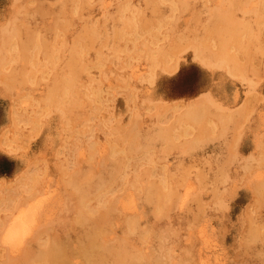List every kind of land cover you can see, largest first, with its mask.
I'll return each instance as SVG.
<instances>
[{
  "label": "rangeland",
  "instance_id": "374dc122",
  "mask_svg": "<svg viewBox=\"0 0 264 264\" xmlns=\"http://www.w3.org/2000/svg\"><path fill=\"white\" fill-rule=\"evenodd\" d=\"M86 1L88 3L87 7L84 8L81 7L76 12L72 13L69 12L68 10H62L63 0H0V35H1L0 41H3L4 43V45L3 43L2 44L0 43V50H1L0 52V261H1L0 264H7V263L8 264H46V263L48 264L47 262L49 260L48 256H50L49 251L51 250L52 246L55 245L56 243L62 245H70L73 248H77V246L81 241V237L83 233L86 231L84 225L85 223L83 224L78 223V219H77L78 206L80 204H83V202L85 201L88 203L89 206L91 207L94 206L93 208H95V206L97 205L95 209H97L100 206L101 193L99 192H101L100 185H101L102 177L103 179L107 180L109 185V194L107 195L109 199L112 200L118 199V202H120L121 204L122 201H124L123 205H121L120 203L117 204V208L119 209L118 206H120L122 210V211H118L119 213L121 212L120 213L121 217H125V214L128 211L129 213L127 212L128 215L126 214L127 216L125 218L131 216L130 218L134 219L137 223L136 229L133 232H131L130 235L128 236V238L131 239H129L125 244V250L129 248L128 249L129 251L127 250L126 254L124 255L125 261L122 264H176V263L177 264H264V259H263L264 258L263 257L264 256L263 253L264 252V210H263L264 209V193H263L264 174L262 176V171H264V164H263L264 161L263 160L264 159V150H263L264 149V127H263L264 126V73H263L264 72V0H251V1L227 0L228 2L230 1L229 4L224 0L223 1L222 0L219 1L218 0H175V2L174 0H143L144 2L142 0H116V1L107 0L110 4H108L107 1L105 2V0H86ZM180 2H181V6H180ZM213 3L215 7L213 6ZM184 4L187 5L182 6ZM222 4L223 6H221ZM108 5H110V7ZM217 5L220 6L216 7ZM246 5H248L249 9H246L247 8ZM254 5L256 6L254 7ZM192 7H194V9ZM224 7L227 8L226 9L227 12L226 10L225 12H223V10L225 9ZM250 8L254 10L252 11V13ZM133 10L136 13H134ZM247 10L250 11V12L248 11L249 14L247 13ZM192 11H194L193 12L194 16L192 15ZM109 12H111L112 14ZM127 13L129 14V16H127ZM226 13H228L229 15L230 13H234V15L231 16L233 17L234 20L238 22L251 23L253 25V32H254L253 38H251L249 41L250 46L254 45L253 51L252 53H250L251 51L250 52L248 51L246 54L240 51L237 52L235 50V53L238 56L237 58L238 60H236L237 62L234 60H221L219 58L216 51H217V47L219 48L220 43L218 42L217 37L209 32L211 27L213 28L214 25L216 24L215 21L217 20L219 15ZM246 13L248 16L246 15ZM104 14H108V15L110 14V16L108 17V15H104ZM179 14L180 17L183 16V19L182 17L180 19ZM205 14H206V18L204 17ZM191 15L193 16L192 18ZM139 16H142L143 18H145L146 20H150L151 22L153 21V24L155 25V30L152 33L149 31L148 32L134 31L132 27L130 28L132 29L133 32L129 31V26H128L129 21H131L132 23L138 22ZM187 16H190L191 18L190 19L191 23L189 20V25L186 24L187 21L186 22L184 21L185 19H187L186 18ZM197 17L199 18L201 17L200 18L201 20L198 19ZM62 19L63 21H60ZM252 19H254V21ZM21 20L24 21L25 23L22 22ZM35 20L36 23L34 24ZM77 20L80 21L77 22ZM203 20L204 22H202ZM79 22L82 23L81 26ZM76 23H78L79 25ZM121 24L122 25L126 24L125 26L127 28H125V30L128 29L126 30L127 33H125L126 31L123 30L125 26L121 28L122 26ZM185 24L188 27H186ZM103 25H105L104 28ZM39 26H41V28ZM70 26L74 28L72 29ZM9 27L12 30H10ZM75 27L76 30H74ZM98 27L101 28V30ZM115 27H117V29ZM89 28L97 29L96 33H94L95 34L94 38L95 39L97 38L96 40L94 39L93 41H91L90 38L92 37V33L89 32L90 31ZM102 28L104 30L103 32H102ZM184 28L188 29V31ZM71 29L73 31H71ZM116 30L121 31L119 37L115 35ZM172 33H174V35H172ZM175 33L177 34L179 33L178 38H177V34ZM33 34L35 37L33 36ZM151 34H153V37ZM121 35L124 36L122 37ZM146 35H148L147 39L145 38ZM73 36L76 37L73 38ZM99 36H101V38ZM175 36L177 40L174 39ZM149 37L151 38V40ZM102 39L103 42L101 41ZM172 39H174L175 41H172ZM26 40L28 41V43ZM71 40L72 42L70 44ZM118 40L120 43L118 42ZM210 40L213 43L210 42ZM59 41L60 43L58 44ZM132 41L134 43H132ZM90 42L93 44H91ZM170 42L171 43L175 42L174 44H172L174 46H169ZM83 43L85 47L82 46ZM117 44H119V46ZM188 44L189 46H187ZM192 44H194L195 47L192 46ZM121 46L122 47L124 46L123 49ZM199 46L206 47L205 49L203 48L202 51L200 49L202 56L198 51ZM20 47L21 50L19 49ZM131 47L133 51L132 49H130ZM138 47L140 50L138 49ZM97 48H99V52ZM183 49H186L187 52L186 50ZM95 51L97 53H95ZM231 52L233 53L234 50ZM23 53L26 56H24ZM49 53H51V55H49ZM65 53L69 55L68 58ZM102 53H105L104 56H106L107 54L106 56L108 59L107 61L105 59L106 57L104 58ZM115 53L116 55H114ZM74 54H76L77 61L74 60L75 66L74 68H72L70 62H72L73 59L72 56ZM44 55L46 57H44ZM151 55L153 56L152 58ZM245 55H246V59H245ZM130 56L132 57L130 58ZM109 57L110 60L113 57L112 62L110 61L111 63H109ZM195 57L199 59L196 58L197 59L196 61ZM132 58L134 61L132 60ZM198 61H200L201 63ZM220 61L222 62V64ZM61 62H63V64H61ZM171 62L172 65L170 64ZM50 63L51 66H49ZM120 63L124 64V66H122ZM156 63L159 64V66L157 65L158 67L156 66ZM27 64L28 65L31 64V65L28 66ZM109 64L110 66L108 67ZM228 64L229 67H227ZM129 65H132L130 66L132 68H130ZM161 65L164 69L162 70L165 71L166 73L161 71L162 73L160 72L159 74V71L162 68ZM218 65L220 67H218ZM252 65L253 68L255 69H252ZM148 66H149L148 71H146V68ZM212 66H214V68ZM133 67L135 69H133ZM243 67H245V69ZM66 68L68 69V71ZM76 68H78L79 70ZM174 69H176L177 71L175 70L176 71L175 72ZM220 69L223 70L221 71ZM61 70H64L63 71L64 74H62ZM105 70L107 72L106 73L107 75L105 74ZM134 70H138V71H134ZM114 71L116 73H119V75L116 74ZM84 72H86L87 75ZM93 73L95 75H93ZM137 73H139L138 75L142 74V77L138 76L140 80H138ZM228 73L234 75H232V77L230 75L229 77ZM70 74L72 75V77ZM103 74H105L104 79L102 78ZM147 74L148 75L150 74L149 76L150 78L147 76ZM114 75L116 78L114 77ZM117 76L120 77L119 78L120 82L118 81ZM132 76L133 77L135 76L134 79ZM241 76L245 80H243ZM65 77L67 78L68 81L66 80ZM108 77H110V79ZM123 77H125V79ZM157 77L160 78L158 79ZM91 78L93 81L96 82L97 85L95 83H93L94 85L91 84L92 83V80H90ZM141 78H143L145 82H141L142 81ZM39 80L41 82H39ZM104 80L107 82H105ZM124 80H125V84H122L124 83ZM84 81L86 83H84ZM259 81H261L260 84ZM247 82H249V84ZM56 83H58V85ZM65 83H67V85ZM110 83L111 84L113 83L112 86L115 87L111 88ZM118 83L119 86H117ZM108 84L109 86H107ZM120 84H122L123 86ZM149 84H151V86H149ZM130 86L134 88L132 89ZM249 87L251 88V91ZM254 87L256 88V90ZM138 88L140 89L138 90ZM69 89L70 91L72 90L73 93L77 92L78 94L77 93L73 94L72 91L70 93ZM96 89L98 90L97 93L95 92L97 91ZM99 89H101V91ZM103 89L106 91L105 94ZM51 90H52V95L50 92ZM144 90L145 92H143ZM211 91L214 95L211 93ZM110 92L112 94H109ZM117 92L120 94L118 95ZM139 92L142 94H140ZM48 93H50V95H48ZM113 94L114 95L116 94L117 96H114ZM121 94L122 96H120ZM128 94L130 95L129 97ZM147 94L148 96L150 95V97L151 96L153 97L154 95L155 96L153 97L152 100L151 98L146 99ZM102 96H104L105 98ZM213 96H217V97H213ZM221 96H223L222 100H221ZM38 98L40 99V101ZM57 98L60 100H58ZM84 99L87 100V102L88 101L89 102L87 103ZM103 99L105 101H103ZM141 99H145L146 101L145 100L141 101ZM109 100H111L110 103ZM232 100H234V104H232L233 102ZM190 101L191 104L188 103ZM144 102L147 103L146 106ZM167 102L169 104H167ZM230 102L231 104H229ZM227 103L230 106H228ZM81 104L82 107L84 106L83 107L84 110L82 107H80ZM127 104L128 106H126ZM222 104L224 105V107L222 106ZM136 105L139 106L137 107ZM29 106L30 108H28ZM162 106H164V108H162ZM220 106H222L223 108L222 107L220 108ZM126 107L128 108L129 112L127 111ZM159 107L160 110L155 111V109H159ZM60 108H62V110H60ZM109 108L112 109L109 110ZM161 108L163 110V113ZM197 108L198 111H200L201 117L196 116L199 114ZM64 110L66 112H64ZM85 110L87 115L86 113H84ZM189 110L190 112H187ZM102 111L104 112V115H102L103 114ZM69 112L71 114H69ZM191 112L193 115L191 114ZM52 113H56V114H52ZM139 113L142 116H140ZM260 114L261 115L263 114V116L260 117ZM26 115H28V117ZM84 115L85 117L87 116V119L84 117ZM105 115L106 116L108 115L109 120ZM186 116L187 117L189 116L188 119ZM248 116H249V120H248ZM11 117H12V121H11ZM95 117L97 120L99 119L100 120L97 121ZM102 118L103 119L106 118V119L103 120ZM192 118L193 120H191ZM197 118H199L198 121ZM108 121L111 124H108ZM183 121L185 122V125ZM192 121L194 122L192 123ZM246 121L248 124L246 123ZM249 121L251 122V124ZM99 122L100 123L102 122V126H100ZM117 122L118 124H116ZM220 124H223V126ZM213 129L214 131L212 132ZM258 129L259 131H257ZM218 131L221 132L218 133ZM239 132L241 134H239ZM85 133L86 134L88 133V135H86ZM224 133L226 135H224ZM129 134L130 136H128ZM221 134L223 136H221ZM113 136L115 138H113ZM198 136H200L201 138L199 139ZM234 137L236 140L234 139ZM110 138L114 141H112ZM254 138L257 139L255 141L257 142L256 148L258 149H254L255 142H252ZM237 140H240V142ZM260 140L262 141L260 142ZM105 142H107L108 144H106ZM120 142L123 144H121ZM101 143L105 144V146L108 145V147L105 148L106 150L103 148L105 146ZM100 144L101 146L102 145L103 146L101 147ZM129 144H135L136 147L134 150L135 158H133L132 156L130 157L134 161L129 162L127 166L123 168V175H116L115 169L113 168L115 160L112 159L114 158L115 155L113 154L112 150L115 149V146L118 147L120 145L119 149H122L124 148V146H128ZM71 145H73L74 147ZM98 146L100 149L98 148ZM150 146L152 147L147 148ZM107 148L109 149V151ZM101 149L107 151V154L104 153L105 151ZM252 149H254L253 153L255 156L253 155V153H251ZM85 150L88 151L86 152ZM71 151L73 152L71 153ZM136 151L138 152V154ZM102 152L108 156L109 160ZM237 153L239 155H237ZM258 153H261L262 155ZM235 154L238 156V158H234L236 157ZM260 155L262 156L261 158H259ZM82 156L85 158L84 160L82 159ZM103 156L106 158H104ZM247 156L248 158H246ZM96 157L97 158L102 157V158H100L99 160V158L97 159ZM156 157L158 158L157 160L160 159V161H154ZM77 161L79 162L81 161V163ZM99 161L100 164L98 163ZM253 161L254 163H251ZM56 162L58 163V165ZM90 162L92 164H90ZM162 166H165L164 170ZM97 168L98 169L101 168V169L98 170ZM70 169L72 170L73 173L71 172ZM96 170H98L99 172ZM223 170L225 171L223 172ZM255 171L258 173H256ZM233 172L234 173L237 172L238 174L237 173L234 174ZM259 172L261 173L259 174ZM256 174L258 175V177L261 176L260 177L261 179L259 178L257 180L256 179L257 176L255 177ZM227 175L229 176L227 177ZM70 176L71 177L73 176V178H71ZM92 177L94 179H92ZM141 177H142V181L140 179ZM253 177L256 180H253ZM128 178L130 179V181L128 180ZM134 179L139 181L136 182ZM199 179L201 183L199 182ZM76 180L77 181L80 180L83 183L80 181L76 182ZM131 181L133 182L135 181L136 186L140 187V189L138 188L140 191L139 192L134 191L133 195H130L132 194V192L129 194L128 190L125 189L126 186H128V182ZM223 181L226 185L222 183ZM62 182L63 185L65 184V186L61 184ZM148 183L149 184L152 183L153 187L161 186L165 191L166 196H168L167 199L166 200L164 199L163 201H159V197H158L159 194H156V191L152 190L151 192L152 198L147 200L146 194L148 191L147 189L149 187ZM250 183L252 185V188L254 187L253 189H248ZM83 184H85L86 186ZM172 185H174V187H172ZM221 185L224 186L222 187ZM91 186L95 190H91L92 189ZM212 187L215 188L213 189ZM232 188L234 189L236 188V189L232 190ZM123 190L124 192H122ZM24 191L25 192L27 191L28 194H26ZM84 191L87 194H85ZM135 192L137 194H135ZM95 194L97 196H95ZM186 194L189 195L186 197ZM47 195L50 197V199L48 198ZM125 195H126V199L127 197L128 198L132 197V199H134L132 202L133 204L130 202L131 198L129 200L127 199L128 202L126 200L127 203L125 202L124 200ZM20 196L22 199L20 198ZM92 196H95V198ZM133 197H135L136 199ZM183 197L187 199H184ZM41 198H44V202L45 201L47 202V206L45 204L46 202L44 203L43 200H40ZM37 199L39 200V202L42 203H39L38 205ZM76 200H78L79 202ZM56 203L58 205L61 204L59 205L60 207H57ZM125 203L126 204L131 203L132 205L128 204V206L130 205L129 207L131 206L132 207L131 208H128V206L125 207L124 206L126 205ZM41 204L42 206L40 207ZM133 206L136 208H134ZM160 206L162 207V209ZM124 208L126 210H124ZM51 209H56V210L55 212L50 213ZM135 209L136 212L134 211ZM38 210L40 211V213ZM152 210L155 214L152 212ZM27 211H30L28 215L31 214L30 216L32 218L37 216V219L36 218L32 219L30 217L32 221L29 220L28 223L27 219H29L28 218L29 216L26 215ZM139 211L142 212H140L139 214ZM32 212L34 213L36 212V213L34 214ZM57 212H59L58 215ZM130 212L131 213L134 212V213L130 214ZM135 213L137 215L134 216ZM179 214L183 216V217L180 216V218L183 219L179 218ZM25 216L28 217L25 218ZM142 216L143 217L146 216V217L139 219ZM17 218H19L17 220V223L18 221L20 223L21 219L23 218L22 221H24V226L22 227V222H21L22 229L21 230L19 229L20 231H16V237L13 236V234L12 235L9 234L10 237L12 236V238L8 237V239L10 238L9 239L10 242L7 240L5 241V237L9 236L6 234L7 232L13 233V231H15L13 230L14 229L13 227L15 226H16L15 229L20 228L19 223L18 225L12 223ZM174 219H176L177 221H174ZM144 221L146 222L144 223ZM117 222L114 224V226H112V229H114V227L117 228L119 226L117 229L113 230V233L115 234H109V235H113V237L117 235L118 238H116L117 236H115L114 238L110 236L106 238L107 239L106 242H108L111 245L115 244V242L117 241H121L127 235V229H128L127 224L122 220L118 223ZM174 222H176L177 225L174 224ZM121 223L123 225L125 223L126 226L125 225H124L125 227L120 226ZM139 223L142 226H140ZM146 224H148L147 225L148 227L146 226ZM9 225H10V229L8 227ZM156 225L159 227H157ZM184 227L187 230L186 229L183 230ZM161 228H163L164 230H162ZM155 230H159V232ZM160 230H162V232H160ZM182 230L184 231V233ZM64 231L65 232L67 231L65 235L63 234ZM53 232L54 234H52ZM4 234H6V236ZM21 234L23 235L21 236ZM112 238L113 239L116 238L115 239L116 241L114 242ZM11 239L13 241H11ZM109 239H112V241ZM47 242H49L50 244ZM148 242L150 243V245L148 244ZM178 243L179 245H181L180 247ZM46 247H48L49 249ZM10 248H12V251H14V253H12ZM23 251L24 253H22ZM177 251H179V253ZM5 252L6 253L8 252V254H6ZM134 253L135 254L137 253L136 259H140V262L139 261L135 262L133 255ZM10 255H12V259L10 258L11 257ZM13 256L15 257V259ZM32 256L33 258H30ZM38 256L41 258H38ZM176 257L177 259H175ZM193 257L194 259H192ZM189 260L190 262H187ZM73 261L75 262V264H84L83 259L81 258L79 253L76 252V250L74 253ZM174 261L176 263H174ZM108 262H111V260H108Z\"/></svg>",
  "mask_w": 264,
  "mask_h": 264
},
{
  "label": "bare ground",
  "instance_id": "6f19581e",
  "mask_svg": "<svg viewBox=\"0 0 264 264\" xmlns=\"http://www.w3.org/2000/svg\"><path fill=\"white\" fill-rule=\"evenodd\" d=\"M107 0H105V2H106ZM116 1V0H115ZM143 1V0H142ZM141 1V2H142ZM219 1V0H218ZM223 1V0H222ZM224 1H226V2H228L227 0H224ZM240 1V0H239ZM251 1V0H250ZM250 1H249V3H250ZM96 2V1H95ZM98 2V1H97ZM108 2V1H107ZM144 2V1H143ZM168 2V1H167ZM174 2H175V0H174ZM202 2V1H201ZM226 2H225V5H226ZM230 2V1H229ZM229 2H228V4H229ZM101 3V2H100ZM114 3V2H113ZM136 3V2H135ZM156 3V2H155ZM253 3V2H252ZM54 4V3H53ZM62 4H63V7H62V10H68L69 12H72V13H74V12H76L79 8H81V7H87V1L86 0H63V2H62ZM102 4V3H101ZM100 4V5H101ZM105 4V3H104ZM108 4H110L109 2H108ZM145 4V3H144ZM144 4H143V6H144ZM168 4V3H167ZM176 4V3H175ZM183 4V3H182ZM198 4H199V1H198ZM241 4H244V3H241ZM165 5V4H164ZM169 5V4H168ZM185 5H187V4H184V5H182V6H185ZM105 6V5H104ZM109 7H110V5H108ZM121 6V5H120ZM180 6H181V2H180ZM179 6V7H180ZM193 6V5H192ZM213 6H214V3H213ZM218 6H220V5H217L216 7H218ZM221 6H223V4L221 5ZM243 6V5H242ZM247 6V8L246 9H249L248 8V5H246ZM256 5H254V7H255ZM108 7V8H109ZM126 7V6H125ZM179 7H178V9H179ZM195 7V6H194ZM194 7H192L193 9H194ZM215 7V6H214ZM227 7H228V5H227ZM251 7V6H250ZM99 8H100V6H99ZM117 8V7H116ZM144 8H145V6H144ZM176 8V7H175ZM181 8V7H180ZM183 8V7H182ZM184 8H186V7H184ZM197 8H198V6H197ZM196 8V9H197ZM225 8V7H224ZM119 9V8H118ZM121 9V8H120ZM123 9V8H122ZM127 9V8H126ZM131 9V8H130ZM129 9V10H130ZM154 9V8H153ZM170 9V8H169ZM221 9H223V8H221ZM227 8H225L224 10H223V12H225V10H226ZM229 9H230V6H229ZM245 9V8H244ZM245 9V10H246ZM251 9V13H252V11H254V10H252V8H250ZM254 9V8H253ZM257 9V8H256ZM25 10V9H24ZM23 10V11H24ZM100 10V9H99ZM98 10V11H99ZM105 10H106V8H105ZM135 10V9H134ZM134 10H133V12H134ZM181 10V9H180ZM208 10V9H207ZM16 11V10H15ZM101 11V10H100ZM136 11H138V10H136ZM149 11V10H148ZM189 11V10H188ZM191 11V10H190ZM213 11V10H212ZM248 11L249 10H247V13H248ZM131 12H132V10H131ZM171 12V11H170ZM178 12V11H177ZM194 11H192V15L194 16V13H193ZM214 12V11H213ZM226 12H227V10H226ZM246 12V11H245ZM250 12V11H249ZM256 12V11H255ZM33 13H34V11H33ZM99 13V12H98ZM102 13V12H101ZM104 13V12H103ZM106 13V12H105ZM109 13H111V12H109ZM118 13V12H117ZM130 13V12H129ZM134 13H136V12H134ZM140 13V12H139ZM149 13V12H148ZM181 13V12H180ZM218 13V12H217ZM247 13H246V15H247ZM16 14V13H15ZM38 14V13H37ZM112 14V13H111ZM185 14V13H184ZM244 14V13H243ZM249 14V13H248ZM35 15V14H34ZM73 15V14H72ZM84 15H85V12H84ZM104 15H108V14H104ZM138 15V14H137ZM189 15H190V13H189ZM191 15V18L193 17ZM197 15V14H196ZM234 15V13H230V15L228 14V13H226V14H220L219 15V17L217 18V20L215 21V25H214V27L212 28L211 27V29H210V33L211 34H213V35H215L216 37H217V39H218V42L220 43L219 44V48L217 47V54H218V56H219V58L221 59V60H234V61H236V60H238L237 58H238V56H237V54L235 53V50L237 51V52H242V53H246L247 54V52L249 51H251L250 53H252V51H253V46L254 45H252V46H250L249 44H250V39L251 38H253V25L251 24V23H243V22H238V21H236V20H234L233 19V17L232 16ZM251 15V14H250ZM74 16V15H73ZM99 16H101V15H99ZM110 16V14L108 15V17ZM125 16H126V14H125ZM127 16H129V14L127 13ZM169 16H170V14H169ZM204 16V15H203ZM248 16V15H247ZM23 17V16H22ZM103 17V16H102ZM107 17V18H108ZM130 17H131V15H130ZM179 17H180V14H179ZM182 17V19H183V16H181ZM181 17H180V19H181ZM205 18H206V14H205V16H204ZM242 17V16H241ZM244 17V16H243ZM249 17H251V16H249ZM31 18V17H30ZM40 18V17H39ZM75 18V17H74ZM76 18H78V17H76ZM113 18V17H112ZM163 18V17H162ZM167 18H168V16H167ZM172 18V17H171ZM187 19H185L184 21L186 22V24L187 25H189V20L191 19L190 18V16H187L186 17ZM198 19H200L199 17H197ZM208 18V17H207ZM240 18V17H239ZM15 19V18H14ZM32 19V18H31ZM51 19V18H50ZM134 19V18H133ZM169 19H170V17H169ZM209 19V18H208ZM213 19V18H212ZM250 19V18H249ZM16 20H17V18H16ZM110 20H111V18H110ZM172 20V19H171ZM201 20V19H200ZM248 20V19H247ZM253 21H254V19H252ZM15 21V20H14ZM22 21V20H21ZM60 21H63V19L62 20H60ZM67 21V20H66ZM78 21H80V20H77V22ZM108 21H109V19H108ZM167 21H169V20H167ZM20 22V21H19ZM22 22H24V21H22ZM68 22V21H67ZM101 22H102V20H101ZM179 22H181V21H179ZM202 22H204V20L202 21ZM207 22V21H206ZM259 22V21H258ZM25 23V22H24ZM36 23V20H35V22H34V24ZM40 23H42V22H40ZM106 23V22H105ZM113 23V22H112ZM126 23V22H125ZM156 23V22H155ZM190 23H191V20H190ZM208 23V22H207ZM22 24V23H21ZM74 24V23H73ZM76 24H78V23H76ZM79 24H80V26H81V22H79ZM78 24V25H79ZM101 24H103V23H101ZM185 24V26L186 27H188L187 25ZM199 24H200V22H199ZM205 24V23H204ZM7 25V24H6ZM19 25V24H18ZM42 25V24H41ZM47 25H48V23H47ZM112 25V24H111ZM122 25V24H121ZM126 25V24H125ZM125 25H122L121 26V28H123V26H125ZM177 25V24H176ZM259 25V24H258ZM77 26V25H76ZM90 26V25H89ZM95 26V25H94ZM99 26V25H98ZM104 26L105 25H103V28H104ZM113 26H115V25H113ZM128 26H129V31H132V29L130 28V27H132L133 28V30L134 31H146V32H153L154 30H155V25L153 24V21L151 22L150 20H146L145 18H143L142 16H139V18H138V22H135V23H132L131 21H129V24H128ZM157 26V25H156ZM159 26V25H158ZM170 26V25H169ZM202 26V25H201ZM205 26V25H204ZM11 27V26H10ZM9 27V28H10ZM22 27V26H21ZM34 27V26H33ZM40 28H41V26H39ZM43 27V26H42ZM71 27V26H70ZM84 27V26H83ZM206 27H209V26H206ZM4 28V27H3ZM72 28V27H71ZM74 28V27H73ZM72 28V29H73ZM99 28V27H98ZM103 28H102V32L104 31L103 30ZM106 28V27H105ZM116 29H117V27H115ZM125 28H127L126 26L124 27V29L123 30H125ZM171 28V27H170ZM195 28V27H194ZM69 29V28H68ZM71 29V31H73ZM87 29V28H86ZM100 30H101V28H99ZM184 29H186V28H184ZM200 29V28H199ZM2 30V29H1ZM10 30H12L11 28H10ZM9 30V31H10ZM70 30V29H69ZM74 30H76V27H75V29ZM89 32H91L92 33V37L90 38L89 36V38L91 39V41H93L95 38V34L94 33H96V31H97V29H95V28H89ZM106 30H108V29H106ZM111 30V29H110ZM126 30H128V29H126ZM125 30V31H126ZM182 30V29H181ZM187 31H188V29H186ZM257 30H258V28H257ZM8 31V30H7ZM33 31V30H32ZM63 31V30H62ZM80 31V30H79ZM124 31V32H125ZM128 31V32H129ZM11 32V31H10ZM34 32V31H33ZM69 32V31H68ZM78 32V31H77ZM98 32H99V30H98ZM106 32V31H105ZM133 32V31H132ZM172 32H174V31H172ZM178 32V31H177ZM182 32H184V31H182ZM207 32V31H206ZM2 33V32H1ZM35 33V32H34ZM101 33V32H100ZM109 33V32H108ZM112 33H113V31H112ZM125 33H127V31L125 32ZM124 33V34H125ZM139 33V32H138ZM166 33V32H165ZM169 33H170V31H169ZM192 33V32H191ZM197 33V32H196ZM258 33V32H257ZM10 34V33H9ZM73 34V33H72ZM75 34V33H74ZM78 34V33H77ZM76 34V35H77ZM120 34H121V31L120 30H116L115 31V35L116 36H120ZM163 34V33H162ZM175 34H177V33H175ZM179 34V33H178ZM178 34H177V38H178ZM198 34H199V32H198ZM210 34V35H211ZM8 35V34H7ZM68 35V34H67ZM112 35V34H111ZM137 35V34H136ZM152 35V37H153V34H151ZM172 35H174V33H172ZM258 35V34H257ZM1 36V35H0ZM33 36H34V34H33ZM97 36H98V34H97ZM104 36H105V34H104ZM115 36V37H116ZM122 36V35H121ZM124 36V35H123ZM122 36V37H123ZM148 35H146V39L148 38L147 37ZM193 36H194V34H193ZM212 36V35H211ZM254 36H256V35H254ZM19 37H20V35H19ZM18 37V38H19ZM35 37V36H34ZM74 37H76V36H73V38ZM100 38H101V36H99ZM131 37V36H130ZM133 37V36H132ZM196 37V36H195ZM210 37V36H209ZM6 38H7V36H6ZM117 38V37H116ZM150 38V37H149ZM170 38H171V36H170ZM177 38H176V36H175V40H177ZM192 38H194V37H192ZM212 38V37H211ZM210 38V39H211ZM215 38V37H214ZM53 39V38H52ZM97 39V38H96ZM95 39V40H96ZM107 39V38H106ZM123 39V38H122ZM122 39H120V40H122ZM161 39H162V36H161ZM174 39H172V41H175ZM216 39V40H217ZM18 40V39H17ZM58 40V39H57ZM80 40V39H79ZM116 40V39H115ZM129 40V39H128ZM133 40H134V38H133ZM150 40H151V38H150ZM159 40V39H158ZM191 40H194V39H191ZM206 40V39H205ZM10 41V40H9ZM27 41V40H26ZM65 41V40H64ZM102 42H103V39L101 40ZM117 41V40H116ZM165 41H167V40H165ZM168 41H169V39H168ZM171 41V42H172ZM254 41V40H253ZM34 42V41H33ZM40 42H41V40H40ZM52 42V41H51ZM71 42H72V40L70 41V44H71ZM118 42H119V40H118ZM142 42H143V39H142ZM153 42H154V39H153ZM170 42V44H169V46H174V45H172V44H174V43H171ZM210 42H212L211 40H210ZM0 43L2 44L3 43V41H0ZM27 43H28V41H27ZM60 43V41L58 42V44ZM67 43V42H66ZM82 43V42H81ZM91 43V42H90ZM98 43V42H97ZM120 43V42H119ZM132 43H134L133 41H132ZM132 43H131V45H132ZM213 43V42H212ZM215 43V42H214ZM91 44H93V43H91ZM112 44V43H111ZM116 44V43H115ZM121 44H123V43H121ZM140 44H141V42H140ZM146 44V43H145ZM167 44H168V42H167ZM206 44V43H205ZM218 44V43H217ZM3 45H4V43H3ZM18 45H19V43H18ZM102 45V44H101ZM114 45V44H113ZM118 46H119V44H117ZM129 45V44H128ZM137 45V44H136ZM178 45V44H177ZM202 45V44H201ZM207 45V44H206ZM60 46V45H59ZM71 46V45H70ZM82 46H84V43H83V45ZM98 46H99V44H98ZM139 46V45H138ZM187 46H189V44L187 45ZM192 46H194L195 47V45L194 44H192ZM4 47V46H3ZM58 47V46H57ZM69 47V46H68ZM85 47V46H84ZM122 47V46H121ZM120 47V48H121ZM124 47V46H123ZM123 47H122V49H123ZM156 47V46H155ZM196 47H197V44H196ZM43 48V47H42ZM70 48V47H69ZM93 48H94V46H93ZM101 48V47H100ZM113 48V47H112ZM116 48V47H115ZM127 48V47H126ZM141 48V47H140ZM148 48V47H147ZM162 48V47H161ZM182 48H183V46H182ZM185 48V47H184ZM203 48L205 49L206 47H204V46H199V49H198V51L200 52V49H201V51L203 50ZM235 48V49H234ZM20 50H21V47L19 48ZM85 49V48H84ZM98 49V52H99V48H97ZM130 49H132V47L130 48ZM138 49H139V47H138ZM172 49V48H171ZM187 49H188V47H187ZM193 49V48H192ZM211 49V48H210ZM118 50V49H117ZM140 50V49H139ZM177 50H178V48H177ZM183 50H186V49H183ZM182 50V51H183ZM234 50V52L232 53L231 51H233ZM106 51V50H105ZM119 51V50H118ZM129 51V50H128ZM132 51H133V49H132ZM168 51H169V49H168ZM0 52H1V50H0ZM5 52V51H4ZM49 52H50V50H49ZM104 52V51H103ZM121 52V51H120ZM155 52H156V50H155ZM186 52H187V50H186ZM185 52V53H186ZM194 52H195V50H194ZM209 52V51H208ZM26 53H28V52H26ZM67 53V52H66ZM65 53V54H66ZM85 53H86V50H85ZM95 53H97L96 51H95ZM122 53V52H121ZM150 53H151V51H150ZM181 53V52H180ZM179 53V54H180ZM213 53V52H212ZM261 53V52H260ZM24 54V53H23ZM61 54H62V52H61ZM71 54V53H70ZM103 54V56L105 55V53H102ZM120 54V53H119ZM182 54H183V52H182ZM241 54V53H240ZM49 55H51V53H49ZM67 55V54H66ZM114 55H116V53L114 54ZM118 55V54H117ZM124 55V54H123ZM157 55V54H156ZM163 55V54H162ZM171 55V54H170ZM200 55H201V52H200ZM254 55V54H253ZM22 56V55H21ZM24 56H26L25 54H24ZM65 56V55H64ZM94 56V55H93ZM106 56H107V54H106ZM106 56H104V58L106 57ZM110 56V55H109ZM112 56H113V54H112ZM120 56V55H119ZM134 56H135V54H134ZM195 56H196V54H195ZM202 56V55H201ZM256 56V55H255ZM44 57H46L45 55H44ZM69 57V55H67V58ZM73 59H72V62H70V64H71V66H72V68H74V64H75V61H77V57H76V54H74L73 56ZM75 57H76V59H75ZM95 57V56H94ZM100 57V56H99ZM115 57V56H114ZM126 57V56H125ZM132 56H130V58H131ZM153 56L151 55V58H152ZM168 57H169V55H168ZM182 57V56H181ZM199 57V56H198ZM251 57H252V55H251ZM257 57V56H256ZM263 57V56H262ZM62 58V57H61ZM139 58V57H138ZM137 58V59H138ZM176 58V57H175ZM194 58V57H193ZM197 57H195V59H196ZM25 59V58H24ZM48 59V58H47ZM46 59V60H47ZM95 59V58H94ZM106 59V61L108 60L107 59V57L105 58ZM112 59H113V57L111 58V60H110V57H109V63H111L112 62ZM116 59V58H115ZM197 59H199V58H197ZM197 59H196V61H197ZM245 59H246V55H245ZM259 59V58H258ZM62 60V59H61ZM75 60V61H74ZM86 60V59H85ZM121 60H122V58H121ZM132 60H133V58H132ZM131 60V61H132ZM145 60V59H144ZM159 60H160V58H159ZM177 60V59H176ZM194 60V59H193ZM208 60H209V58H208ZM22 61V60H21ZM25 61V60H24ZM52 61V60H51ZM111 61V62H110ZM117 61V60H116ZM124 61V60H123ZM128 61V60H127ZM131 61H130V64H131ZM134 61V60H133ZM19 62V61H18ZM27 62V61H26ZM63 62H64V60H63ZM63 62H61V64H63ZM80 62V61H79ZM99 62H100V60H99ZM101 62H102V60H101ZM119 62H121V61H119ZM150 62V61H149ZM148 62V63H149ZM162 62H163V60H162ZM198 62H200V61H198ZM221 62V61H220ZM233 62V61H232ZM237 62V61H236ZM245 62V61H244ZM250 62H252V61H250ZM25 63V62H24ZM96 63H97V61H96ZM125 63V62H124ZM165 63V62H164ZM201 63V62H200ZM210 63H211V61H210ZM225 63H226V61H225ZM234 63V62H233ZM18 64V63H17ZM22 64V63H21ZM53 64V63H52ZM91 64V63H90ZM122 66H124V64H122V63H120ZM143 64H144V62H143ZM154 64V63H153ZM171 65H172V62L170 63ZM178 64H179V61H178ZM205 64V63H204ZM203 64V65H204ZM208 64V63H207ZM221 64H222V62H221ZM238 64V63H237ZM16 65V64H15ZM28 65V64H27ZM31 65V64H30ZM30 65H28V66H30ZM37 65V64H36ZM92 65V64H91ZM112 65H113V63H112ZM111 65V66H112ZM120 65V66H121ZM159 66V64H157L156 63V66ZM163 65V64H162ZM162 65H161V67H162ZM202 65V66H203ZM210 65V64H209ZM33 66V65H32ZM49 66H51V63H50V65ZM48 66V67H49ZM81 66V65H80ZM85 66V65H84ZM94 66H95V63H94ZM110 66V64L108 65V67ZM121 66V67H122ZM130 66H132V65H129V67ZM140 66V65H139ZM143 66V65H142ZM141 66V67H142ZM155 66V65H154ZM157 66V67H158ZM207 66V65H206ZM206 66H205V68H206ZM242 66V65H241ZM90 67V66H89ZM118 67V66H117ZM127 67H128V65H127ZM137 67V66H136ZM172 67V66H171ZM213 68H214V66H212ZM218 67H220L219 65H218ZM217 67V68H218ZM227 67H229V64L227 65ZM251 67V66H250ZM81 68V67H80ZM95 68V67H94ZM98 68V67H97ZM112 68V67H111ZM115 68V67H114ZM130 68H132V67H130ZM148 68H149V66L146 68V71H148ZM155 68V67H154ZM244 69H245V67H243ZM67 69V68H66ZM76 69H78V68H76ZM110 69V68H109ZM129 69V68H128ZM133 69H135L134 67H133ZM137 69V68H136ZM139 69V68H138ZM153 69V68H152ZM159 69H160V67H159ZM163 69V67L160 69V71H159V74H160V72L162 71V72H164V73H166L165 71H163L162 70ZM176 69H178V68H176ZM176 69H174V71L176 70ZM211 69V68H210ZM224 69V68H223ZM222 69V70H223ZM251 69V68H250ZM252 69H255V68H253V65H252ZM251 69V70H252ZM13 70V69H12ZM79 70V69H78ZM94 70V69H93ZM99 70H100V68H99ZM172 70V69H171ZM171 70H168V71H171ZM219 70V69H218ZM221 70V69H220ZM221 70V71H222ZM62 71V74H64V70H61ZM67 71H68V69H67ZM83 71V70H82ZM103 71H104V69H103ZM109 71H111V70H109ZM118 71H120V70H118ZM124 71H126V70H124ZM134 71H138V70H134ZM149 71H150V69H149ZM158 71V70H157ZM168 71H167V73H168ZM177 71V70H176ZM175 71V72H176ZM233 71H234V69H233ZM256 71V70H255ZM258 71V70H257ZM28 72V71H27ZM59 72V71H58ZM77 72V71H76ZM115 72V71H114ZM144 72V71H143ZM161 72V73H162ZM213 72V71H212ZM228 72V71H227ZM226 72V73H227ZM231 72V71H230ZM13 73H14V71H13ZM69 73V72H68ZM84 73H86V72H84ZM107 72H106V70H105V74H106ZM116 73V72H115ZM121 73V72H120ZM123 73H125V72H123ZM145 73V72H144ZM155 73V72H154ZM254 73V72H253ZM256 73V72H255ZM260 73H261V71H260ZM264 73V72H263ZM29 74H30V72H29ZM72 74V73H71ZM70 74V75H71ZM80 74V73H79ZM105 74H103V76H102V78L104 79V75ZM116 74H118L119 75V73H116ZM126 74H127V72H126ZM126 74H125V76H126ZM131 74V73H130ZM139 73H137V77L138 76H140V77H142V74L141 75H138ZM153 74V73H152ZM159 74H158V76H159ZM229 74V73H228ZM16 75V74H15ZM55 75V74H54ZM65 75H67V74H65ZM86 75H87V73H86ZM93 75H95L94 73H93ZM102 75V74H101ZM107 75V74H106ZM157 75V74H156ZM230 75H231V73L229 74V77H230ZM232 75H234V74H232ZM232 75H231V77H232ZM238 75V74H237ZM253 75V74H252ZM90 76V75H89ZM131 76V75H130ZM147 76L149 77L150 76V74L148 75L147 74ZM154 76V75H153ZM245 76V75H244ZM71 77H72V75H71ZM91 77V76H90ZM99 77V76H98ZM114 77H115V75H114ZM133 77V76H132ZM135 77V76H134ZM134 77H133V79H134ZM242 77V76H241ZM9 78V77H8ZM66 78V77H65ZM101 78V79H102ZM109 79H110V77H108ZM112 78V77H111ZM116 78V77H115ZM117 78H118V81L120 80L119 78L120 77H118L117 76ZM124 79H125V77H123ZM150 78V77H149ZM158 78V77H157ZM157 78H156V80H157ZM160 78V77H159ZM158 78V79H159ZM223 78V77H222ZM238 78V77H237ZM240 78V77H239ZM256 78V77H255ZM59 79V78H58ZM73 79V78H72ZM77 79V78H76ZM100 79V80H101ZM137 79V78H136ZM142 79V81L141 82H145L144 80H143V78H141ZM241 79V78H240ZM242 79H243V77H242ZM258 79V78H257ZM66 80H67V78H66ZM90 80H92V78L90 79ZM106 80V79H105ZM104 80V81H105ZM115 80V79H114ZM138 80H140L139 79V77H138ZM155 80V81H156ZM232 80V79H231ZM236 80V79H235ZM243 80H245V79H243ZM263 80V79H262ZM10 81H12V80H10ZM26 81V80H25ZM53 81V80H52ZM62 81H63V79H62ZM68 81V80H67ZM88 81H89V79H88ZM103 81V80H102ZM111 81V80H110ZM110 81H108V82H110ZM118 81H116V82H118ZM122 81H123V79H122ZM132 81V80H131ZM146 81H147V79H146ZM39 82H41L40 80H39ZM60 82V81H59ZM105 82H107V81H105ZM113 82V81H112ZM120 82V81H119ZM140 82V83H141ZM233 82V81H232ZM236 82V81H235ZM260 82L261 81H259V84H260ZM4 83V82H3ZM20 83V82H19ZM43 83V82H42ZM80 83V82H79ZM82 83H83V81H82ZM84 83H86L85 81H84ZM93 83H95L96 84V82L95 81H93L92 80V83L91 84H93ZM104 83V82H103ZM115 83V82H114ZM134 83V82H133ZM132 83V84H133ZM148 83V82H147ZM248 84H249V82H247ZM254 83V82H253ZM6 84H8V83H6ZM57 85H58V83H56ZM66 85H67V83H65ZM73 84V83H72ZM101 84H102V82H101ZM106 84V83H105ZM111 84V83H110ZM113 84V83H112ZM112 84H111V88L113 87H115V86H112ZM122 84H125V80H124V83H122ZM122 84H120V85H122ZM258 84V83H257ZM84 85V84H83ZM94 85V84H93ZM97 85V84H96ZM100 85V84H99ZM115 85V84H114ZM135 85V84H134ZM147 85V84H146ZM256 85V84H255ZM6 86V85H5ZM10 86V85H9ZM53 86V85H52ZM56 86V85H55ZM85 86V85H84ZM107 86H109V84L107 85ZM117 86H119V83H118V85ZM123 86V85H122ZM136 86V85H135ZM149 86H151V84H149ZM248 86H250V85H248ZM253 86H254V84H253ZM67 87V86H66ZM94 87V86H93ZM109 87V88H110ZM121 87V86H120ZM128 87V86H127ZM131 87V86H130ZM148 87V86H147ZM14 88H15V86H14ZM61 88V87H60ZM89 88V87H88ZM95 88V87H94ZM98 88V87H97ZM117 88H119V87H117ZM126 88V87H125ZM132 88V87H131ZM134 88V87H133ZM132 88V89H133ZM137 88V87H136ZM135 88V89H136ZM150 88V87H149ZM250 88V87H249ZM255 88V87H254ZM64 89V88H63ZM68 89V88H67ZM70 89H71V87H70ZM70 89H69V91H70ZM131 89V90H132ZM140 88H138V90H139ZM152 89V88H151ZM83 90H84V88H83ZM97 90V89H96ZM100 91H101V89H99ZM104 90V89H103ZM107 90V89H106ZM110 90V89H109ZM153 90V89H152ZM255 90H256V88H255ZM56 91H57V89H56ZM72 91V90H71ZM71 91H70V93H71ZM124 91V90H123ZM122 91V92H123ZM126 91V90H125ZM147 91V90H146ZM154 91V90H153ZM250 91H251V88H250ZM51 92V95H52V90L50 91ZM54 92V91H53ZM96 93L98 92V90L97 91H95ZM105 90H104V94H105ZM112 92V91H111ZM109 93V94H112V93ZM143 92H145V90L143 91ZM220 92V91H219ZM218 92V93H219ZM19 93V92H18ZM65 93V92H64ZM69 93V94H70ZM72 93H73V91H72ZM77 92H75V93H73V94H76ZM118 93V92H117ZM140 93V92H139ZM147 93V92H146ZM153 93V92H152ZM211 93H212V91H211ZM216 93V92H215ZM255 93V92H254ZM20 94V93H19ZM47 94V93H46ZM66 94V93H65ZM78 94V93H77ZM107 94V93H106ZM120 93H118V95H119ZM125 94V93H124ZM131 94V93H130ZM138 94V93H137ZM140 94H142V93H140ZM149 94V93H148ZM148 94H147V96H148ZM213 94V93H212ZM222 94V93H221ZM48 95H50V93H48ZM81 95V94H80ZM79 95V96H80ZM101 95V94H100ZM114 95V94H113ZM112 95V96H113ZM126 95V94H125ZM136 95V94H135ZM145 95V94H144ZM214 95V94H213ZM216 95V94H215ZM235 95H236V93H235ZM83 96V95H82ZM114 96H117L116 94L114 95ZM120 96H122V94L120 95ZM130 95L128 94V97H129ZM134 96V95H133ZM146 96V99L147 98H151V100L153 99V97L155 96H151L150 97V95L147 97ZM19 97V96H18ZM48 97V96H47ZM54 97V96H53ZM52 97V98H53ZM58 97V96H57ZM62 97H63V95H62ZM69 97H70V95H69ZM73 97V96H72ZM102 97H104V96H102ZM108 97V96H107ZM111 97V96H110ZM213 97H217V96H213ZM222 97L223 96H221V100H222ZM16 98V97H15ZM85 98V97H84ZM105 98V97H104ZM204 98V97H203ZM211 98V97H210ZM39 99V98H38ZM48 99V98H47ZM58 99V98H57ZM75 99V98H74ZM89 99H90V97H89ZM114 99V98H113ZM198 99V98H197ZM205 99V98H204ZM58 100H60V99H58ZM85 100V99H84ZM97 100V99H96ZM144 101L145 99H141V101ZM150 100V101H151ZM196 100V99H195ZM194 100V101H195ZM212 100V99H211ZM227 100V99H226ZM249 100V99H248ZM39 101H40V99H39ZM48 101V100H47ZM71 101V100H70ZM86 102H87V100H85ZM99 101V100H98ZM97 101V102H98ZM102 101V100H101ZM103 101H105L104 99H103ZM146 101V100H145ZM193 101V100H192ZM220 101V100H219ZM233 102H232V104H234V100H232ZM46 102V101H45ZM52 102H53V100H52ZM89 102V101H88ZM87 102V103H88ZM111 102V100H109V103ZM115 102V101H114ZM113 102V103H114ZM152 102V101H151ZM153 102H155V101H153ZM158 102H159V100H158ZM218 102V101H217ZM222 102H224V101H222ZM35 103V102H34ZM48 103V102H47ZM63 103V102H62ZM71 103V102H70ZM82 103V102H81ZM91 103H92V101H91ZM103 103V102H102ZM105 103V102H104ZM113 103H111V104H113ZM126 103V102H125ZM145 103V102H144ZM149 103V102H148ZM187 103V102H186ZM188 103H190L191 104V101L190 102H188ZM203 103V102H202ZM212 103V102H211ZM246 103V102H245ZM249 103V102H248ZM45 104V103H44ZM49 104V103H48ZM61 104V103H60ZM64 104V103H63ZM78 104V103H77ZM77 104H76V106H77ZM79 104H80V102H79ZM106 104V103H105ZM131 104V103H130ZM138 104V103H137ZM140 104V103H139ZM141 104H142V102H141ZM146 104L147 103H145V106H146ZM162 104V103H161ZM167 104H169L168 102H167ZM194 104V103H193ZM207 104V103H206ZM229 104H231V102L229 103ZM58 105V104H57ZM107 105V104H106ZM186 105V104H185ZM220 105H221V103H220ZM227 105H228V103H227ZM226 105V106H227ZM90 106V105H89ZM94 106H95V104H94ZM109 106H110V104H109ZM108 106V107H109ZM126 106H128V104L126 105ZM130 106V105H129ZM133 106V105H132ZM137 107L139 106V105H136ZM153 106V105H152ZM165 106V105H164ZM164 106H162V108H164ZM222 106L224 107V105L222 104ZM222 106H220V108L222 107ZM225 106V107H226ZM228 106H230V105H228ZM63 107V106H62ZM72 107V106H71ZM80 107H82V104H81V106ZM84 107V106H83ZM82 107V108H83ZM112 107V106H111ZM151 107V106H150ZM168 107V106H167ZM176 107V106H175ZM208 107V106H207ZM216 107V106H215ZM214 107V108H215ZM222 107V108H223ZM233 107V106H232ZM243 107V106H242ZM250 107H251V105H250ZM28 108H30V106L28 107ZM100 108V107H99ZM127 108V107H126ZM158 108V107H157ZM162 108H161V110H162ZM171 108H172V106H171ZM219 108V109H220ZM229 108V107H228ZM237 108V107H236ZM53 109V108H52ZM105 109H106V107H105ZM112 109V108H111ZM110 108H109V110H111ZM143 109V108H142ZM169 109V108H168ZM216 109V108H215ZM248 109V108H247ZM60 110H62V108H60ZM71 110V109H70ZM77 110V109H76ZM83 110H84V108H83ZM92 110V109H91ZM157 110H160V107H159V109H155V111H157ZM203 110H204V108H203ZM234 110V109H233ZM252 110V109H251ZM35 111H36V109H35ZM37 111H39V110H37ZM54 111V110H53ZM57 111H58V109H57ZM74 111V110H73ZM107 111V110H106ZM127 111L129 112V110H128V108H127ZM133 111H135V110H133ZM140 111H141V109H140ZM148 111V110H147ZM152 111V110H151ZM185 111V110H184ZM183 111V112H184ZM197 111H198V108H197ZM223 111V110H222ZM224 111H225V109H224ZM33 112H34V110H33ZM64 112H66L65 110H64ZM103 112V111H102ZM102 112H101V114H102ZM131 112V111H130ZM153 112V111H152ZM151 112V113H152ZM167 112V111H166ZM172 112H174V111H172ZM178 112V111H177ZM187 112H190V110L189 111H187ZM226 112H227V110H226ZM61 113H62V111H61ZM76 113H78V112H76ZM81 113H82V111H81ZM84 113H86V110L84 111ZM112 113V112H111ZM110 113V114H111ZM144 113V112H143ZM162 113H163V110H162ZM169 113V112H168ZM180 113H181V111H180ZM179 113V114H180ZM196 113V112H195ZM198 115H196V116H200L201 117V115H200V111H198ZM207 113V112H206ZM228 113H229V111H228ZM51 114V113H50ZM52 114H56V113H52ZM69 114H71L70 112H69ZM98 114V113H97ZM130 114V113H129ZM141 114H142V112H141ZM140 113H139V115L140 116H142ZM171 114V113H170ZM175 114H176V112H175ZM178 114V115H179ZM185 114V113H184ZM188 114V113H187ZM191 114H192V112H191ZM254 114V113H253ZM33 115H34V113H33ZM58 115V114H57ZM73 115H75V114H73ZM86 115H87V113H86ZM102 115H104V112H103V114ZM123 115V114H122ZM181 115V114H180ZM179 115V116H180ZM193 115V114H192ZM27 117H28V115H26ZM79 116V115H78ZM96 116V115H95ZM99 116V115H98ZM106 116V115H105ZM162 116V115H161ZM195 116V115H194ZM211 116V115H210ZM263 116V114L261 115L260 114V117H262ZM30 117H31V115H30ZM47 117H48V114H47ZM84 117H85V115H84ZM89 117H90V114H89ZM107 118H108V115L106 116ZM113 117V116H112ZM147 117H148V115H147ZM156 117V116H155ZM187 117V116H186ZM189 117V116H188ZM188 117H187V119H188ZM213 117V116H212ZM229 117V116H228ZM250 117H251V114H250ZM253 117V116H252ZM26 118V117H25ZM32 118H33V116H32ZM45 118H46V116H45ZM78 118V117H77ZM86 119H87V116L85 117ZM104 118V117H103ZM102 118V119H103ZM144 118V117H143ZM217 118V117H216ZM215 118V119H216ZM231 118V117H230ZM254 118H255V116H254ZM16 119V118H15ZM63 119H64V117H63ZM89 119V118H88ZM95 119H96V117H95ZM99 119V118H98ZM106 119V118H105ZM105 119H103V120H105ZM115 119H116V117H115ZM128 119V118H127ZM148 119H149V117H148ZM179 119H180V117H179ZM201 119V118H200ZM232 119V118H231ZM30 120V119H29ZM97 120V119H96ZM100 120V119H99ZM99 120H97V121H99ZM108 120H109V118H108ZM114 120V119H113ZM144 120V119H143ZM190 120V119H189ZM191 120H193V118L191 119ZM199 120V118H197V121ZM218 120V119H217ZM220 120V119H219ZM248 120H249V116H248ZM11 121H12V117H11ZM31 121H32V119H31ZM35 121V120H34ZM65 121H66V119H65ZM75 121V120H74ZM82 121V120H81ZM87 121V120H86ZM89 121H91V120H89ZM156 121H157V118H156ZM202 121H203V119H202ZM244 121V120H243ZM256 121V120H255ZM93 122V121H92ZM104 122V121H103ZM144 122V121H143ZM164 122V121H163ZM168 122H170V121H168ZM167 122V123H168ZM184 122V121H183ZM194 121H192V123H193ZM200 122V121H199ZM250 122V121H249ZM263 122V121H262ZM65 123V122H64ZM67 123H68V121H67ZM90 123V122H89ZM98 123V122H97ZM96 123V124H97ZM100 123V122H99ZM114 123V122H113ZM220 123V122H219ZM246 123H247V121H246ZM86 124V123H85ZM108 124H111V123H109V121H108ZM116 124H118V122L116 123ZM147 124V123H146ZM183 124V123H182ZM187 124V123H186ZM216 124H217V122H216ZM248 124V123H247ZM246 124V125H247ZM250 124H251V122H250ZM249 124V125H250ZM88 125V124H87ZM86 125V126H87ZM115 125V124H114ZM127 125H128V123H127ZM165 125H166V123H165ZM184 125H185V122H184ZM183 125V126H184ZM193 125V124H192ZM197 125V124H196ZM219 125V124H218ZM220 125H222L223 126V124H220ZM16 126V125H15ZM24 126V125H23ZM71 126V125H70ZM100 126H102V122L100 123ZM120 126V125H119ZM159 126V125H158ZM179 126V125H178ZM188 126H189V123H188ZM199 126V125H198ZM235 126V125H234ZM30 127H32V126H30ZM73 127V126H72ZM72 127H70V128H72ZM147 127V126H146ZM167 127V126H166ZM176 127V126H175ZM228 127V126H227ZM264 127V126H263ZM24 128V127H23ZM63 128V127H62ZM106 128V127H105ZM159 128V127H158ZM193 128H194V126H193ZM201 128V127H200ZM204 128V127H203ZM209 128V127H208ZM207 128V129H208ZM211 128V127H210ZM224 128V127H223ZM246 128V127H245ZM80 129V128H79ZM178 129V128H177ZM225 129H226V127H225ZM34 130V129H33ZM62 130V129H61ZM76 130V129H75ZM85 130H86V127H85ZM108 130V129H107ZM194 130V129H193ZM196 130V129H195ZM23 131V130H22ZM81 131V130H80ZM114 131V130H113ZM113 131H111V132H113ZM177 131V130H176ZM192 131V130H191ZM214 131V129L212 130V132ZM222 131H223V129H222ZM247 131V130H246ZM257 131H259V129L257 130ZM13 132V131H12ZM18 132V131H17ZM70 132V131H69ZM188 132H189V130H188ZM201 132H202V129H201ZM205 132V131H204ZM221 132V131H220ZM219 131H218V133H220ZM227 132V131H226ZM229 132V131H228ZM234 132V131H233ZM243 132H244V130H243ZM72 133V132H71ZM75 133V132H74ZM110 133V132H109ZM115 133V132H114ZM134 133V132H133ZM159 133V132H158ZM217 133V134H218ZM258 133V132H257ZM23 134V133H22ZM86 134V133H85ZM101 134H102V132H101ZM168 134V133H167ZM177 134V133H176ZM191 134V133H190ZM201 134H203V133H201ZM206 134V133H205ZM239 134H241L240 132H239ZM245 134V133H244ZM255 134V133H254ZM261 134V133H260ZM259 134V135H260ZM71 135V134H70ZM73 135H76V134H73ZM86 135H88V133L86 134ZM165 135V134H164ZM224 135H226L225 133H224ZM257 135V134H256ZM82 136V135H81ZM103 136V135H102ZM115 136V135H114ZM113 136V138H115ZM128 136H130V134L128 135ZM169 136H170V134H169ZM221 136H223L222 134H221ZM220 136V137H221ZM236 136V135H235ZM93 137V136H92ZM104 137V136H103ZM110 137V136H109ZM140 137V136H139ZM168 137V136H167ZM192 137V136H191ZM199 137V139L201 138L200 136H198ZM197 137V138H198ZM203 137V136H202ZM237 137V136H236ZM242 137V136H241ZM244 137V136H243ZM256 137V136H255ZM80 138V137H79ZM105 138V137H104ZM103 138V139H104ZM126 138V137H125ZM131 138V137H130ZM189 138H190V136H189ZM209 138V137H208ZM257 138H258V136H257ZM260 138H262V137H260ZM70 139V138H69ZM81 139V138H80ZM111 139V138H110ZM135 139V138H134ZM139 139V138H138ZM166 139V138H165ZM170 139V138H169ZM196 139V138H195ZM198 139V140H199ZM234 139H235V137H234ZM238 139V138H237ZM5 140V139H4ZM82 140V139H81ZM108 140V139H107ZM112 140V139H111ZM145 140V139H144ZM156 140V139H155ZM236 140V139H235ZM241 140H243V139H241ZM247 140V139H246ZM255 140H257V139H255L254 138V140L252 141V142H255V147H254V149H258V148H256V141ZM13 141V140H12ZM104 141V140H103ZM112 141H114V140H112ZM189 141V140H188ZM237 141H239L240 142V140H237ZM262 140H260V142H261ZM68 142V141H67ZM73 142V141H72ZM95 142V141H94ZM117 142V141H116ZM123 142V141H122ZM140 142V141H139ZM169 142H171V141H169ZM180 142H182V141H180ZM194 142H196V141H194ZM227 142V141H226ZM234 142V141H233ZM78 143V142H77ZM96 143H97V141H96ZM95 143V144H96ZM106 144H108L107 142H105ZM121 143V142H120ZM198 143H200V142H198ZM230 143V142H229ZM259 143V142H258ZM89 144V143H88ZM87 144V145H88ZM93 144V143H92ZM101 144H103V143H101ZM101 144H100V146H101ZM121 144H123V143H121ZM128 144V143H127ZM141 144V143H140ZM171 144V143H170ZM84 145H86V144H84ZM104 146H105V144H103ZM102 145V146H103ZM118 145V144H117ZM167 145V144H166ZM186 145V144H185ZM231 145V144H230ZM233 145V144H232ZM16 146V145H15ZM71 146H73V145H71ZM77 146H79V145H77ZM97 146V145H96ZM101 146V147H102ZM120 146V145H119ZM119 146L117 147V146H115V149H113L112 150V152H113V154L115 155L114 156V158H112V159H114L113 161H114V169H115V172H116V175H123V168H125L126 166H127V164L129 163V162H132V161H134V160H132L130 157L132 156L133 158H135V156H134V154H135V144H129L128 146H124V148H122V149H119ZM235 146V145H234ZM74 147V146H73ZM89 147V146H88ZM92 147V146H91ZM106 147H108V145L107 146H105V147H103L104 149L106 148ZM152 146H150V147H147V148H151ZM237 147H239V146H237ZM262 147V146H261ZM98 148H99V146H98ZM230 148H231V146H230ZM77 149V148H76ZM85 149H87V148H85ZM92 149V148H91ZM100 149V148H99ZM104 149H101V150H104ZM108 149V148H107ZM145 149V148H144ZM235 149V148H234ZM254 149H252V152L251 153H253V150ZM261 149H263V148H261ZM18 150V149H17ZM106 150V149H105ZM104 150V151H105ZM239 150V149H238ZM264 150V149H263ZM14 151V150H13ZM86 151V150H85ZM88 151V150H87ZM86 151V152H87ZM103 151V152H104ZM108 151H109V149H108ZM256 151H258V150H256ZM73 151H71V153H72ZM80 152V151H79ZM93 152V151H92ZM96 152V151H95ZM100 152V151H99ZM102 152V153H103ZM137 152V151H136ZM260 152V151H259ZM101 153V152H100ZM104 153H106L107 154V151H105ZM103 153V154H104ZM239 153V152H238ZM237 153V155H239ZM77 154V153H76ZM81 154H84V153H81ZM94 154V153H93ZM137 154H138V152H137ZM151 154V153H150ZM214 154V153H213ZM258 154H261V153H258ZM63 155V154H62ZM87 155V154H86ZM85 155V156H86ZM96 155V154H95ZM105 155V154H104ZM236 155V154H235ZM236 155V157H234V158H238V156ZM242 155V154H241ZM252 155V154H251ZM253 155H254V153H253ZM262 155V154H261ZM259 156V158H261L262 156ZM97 156H99V155H97ZM100 156H101V154H100ZM106 157H107V159L109 160V158H108V156L107 155H105ZM113 156V155H112ZM255 156V155H254ZM104 157V156H103ZM106 157H104V158H106ZM245 157V156H244ZM252 157V156H251ZM250 157V158H251ZM257 157V156H256ZM255 157V158H256ZM97 158V157H96ZM95 158V159H96ZM99 158V157H98ZM97 158V159H98ZM100 158H102V157H100ZM100 158H99V160H100ZM147 158V157H146ZM246 158H248V156L246 157ZM254 158V157H253ZM73 159V158H72ZM82 159L84 160L85 158L82 156ZM82 159H81V161H82ZM158 158L156 157V159L154 160V161H160V159L159 160H157ZM106 160V159H105ZM107 160V161H108ZM237 160V159H236ZM243 160V159H242ZM250 160V159H249ZM249 160H248V163H249ZM253 160V159H252ZM261 160V159H260ZM259 160V161H260ZM264 160V159H263ZM57 161V160H56ZM81 161L79 162V161H77V162H79V163H81ZM97 161V160H96ZM150 161V160H149ZM162 161V160H161ZM34 162V161H33ZM67 162V161H66ZM74 162H75V160H74ZM262 162V161H261ZM57 163V162H56ZM70 163V162H69ZM99 164H100V161L98 162ZM167 163H169V162H167ZM251 163H254V161L253 162H251ZM259 163V162H258ZM29 164V163H28ZM60 164V163H59ZM74 164V163H73ZM77 164V163H76ZM88 164V163H87ZM90 164H92L91 162H90ZM93 164H94V162H93ZM102 164V163H101ZM208 164V163H207ZM263 164H264V161H263ZM44 165V164H43ZM47 165V164H46ZM56 165V164H55ZM57 165H58V163H57ZM71 165V164H70ZM79 165V164H78ZM89 165V164H88ZM98 165V164H97ZM152 165V164H151ZM170 165V164H169ZM169 165H167V166H169ZM245 165H246V163H245ZM249 165V164H248ZM250 165H253V164H250ZM77 166V165H76ZM93 166H95V165H93ZM99 166V165H98ZM261 166V165H260ZM263 166V165H262ZM100 167H101V165H100ZM163 167V170H164V167L165 166H162ZM61 168V167H60ZM137 168H138V166H137ZM136 168V169H137ZM57 169H58V167H57ZM98 169V168H97ZM99 169H101V168H99ZM98 169V170H99ZM141 169H142V167H141ZM145 169V168H144ZM144 169H143V172H144ZM245 169V168H244ZM247 169H249V168H247ZM253 169V168H252ZM71 170V169H70ZM75 170V169H74ZM98 170H96V171H98ZM238 170V169H237ZM237 170H235V171H237ZM239 170H240V168H239ZM89 171V170H88ZM87 171V172H88ZM142 171V170H141ZM225 170H223V172H224ZM227 171V170H226ZM254 171V170H253ZM36 172V171H35ZM38 172V171H37ZM63 172H64V170H63ZM71 172H72V170H71ZM86 172V173H87ZM92 172V171H91ZM99 172V171H98ZM238 172H240V171H238ZM251 172V171H250ZM256 172V171H255ZM264 171H262V176H263V173ZM73 173V172H72ZM75 173V172H74ZM85 173V174H86ZM97 173V172H96ZM96 173H94V174H96ZM142 173V172H141ZM234 173V172H233ZM235 173H237V172H235ZM234 173V174H235ZM247 173V172H246ZM256 173H258V172H256ZM261 172H259V174H260ZM29 174V173H28ZM37 174V173H36ZM98 174V173H97ZM135 174V173H134ZM145 174V173H144ZM167 174V173H166ZM212 174H213V172H212ZM238 174V173H237ZM254 174V173H253ZM65 175V174H64ZM78 175V174H77ZM90 175H92V174H90ZM215 175V174H214ZM24 176V175H23ZM43 176V175H42ZM80 176H81V174H80ZM103 176V175H102ZM106 176V175H105ZM136 176V175H135ZM139 176V175H138ZM199 176V175H198ZM218 176H219V174H218ZM229 175H227V177H228ZM257 176V180L261 177V176H259L258 177V175L256 174L255 175V177ZM71 177V176H70ZM110 177H111V175H110ZM109 177V178H110ZM120 177V176H119ZM131 177H132V175H131ZM131 177H129V178H131ZM142 177H143V175H142ZM142 177L140 178L141 179V181H142ZM167 177H168V175H167ZM176 177V176H175ZM221 177V176H220ZM36 178V177H35ZM71 178H73V176L71 177ZM80 178V177H79ZM108 178V179H109ZM113 178V177H112ZM128 178V180L130 181V179ZM213 178V177H212ZM219 178V177H218ZM222 178V177H221ZM29 179H31V178H29ZM33 179V178H32ZM45 179V178H44ZM92 179H94L93 177H92ZM100 179V178H99ZM133 179V178H132ZM131 179V180H132ZM165 179V178H164ZM194 179V178H193ZM256 179H254V177H253V180H256ZM261 179V178H260ZM264 179V178H263ZM35 180V179H34ZM90 180H91V178H90ZM102 180V181H101ZM100 181H101V192H99V193H101V201H100V206L97 208V209H95L96 208V206H95V208H93V207H91V206H89L88 205V203L85 201V202H83V204H80L79 206H78V217H77V219H78V223H80V224H83V223H85L84 225H85V229H86V231L83 233V235H82V237H81V241H80V243H79V245L77 246V248H73L72 246H70V245H62V244H59V243H56L55 245H51L52 246V248H51V250L49 251V253H50V256H48L49 258V260L47 261L48 262V264H75V262L73 261V258H74V253H75V250H76V252H78L79 253V255L81 256V258L83 259V261H84V264H122L125 260V257H124V255L126 254V252H127V250L129 249V248H127V250H125V244H126V242L129 240V239H131V238H128V236L130 235V233L131 232H133L135 229H136V225H137V223H136V221L134 220V219H131L130 217H128V218H125L128 214H127V212H126V214H125V217H121V215H120V213L118 212V211H122L121 210V207L120 206H118L119 207V209L117 208V204L118 203H120V202H118V199H114V200H112V199H109V197L107 196L108 194H109V185H108V182H107V180L106 179H103V177H102V179H101ZM124 180H125V178H124ZM135 180V179H134ZM149 180V179H148ZM175 180H176V178H175ZM220 180V179H219ZM228 180V179H227ZM230 180V179H229ZM232 180V179H231ZM80 181V180H79ZM79 181H77L76 180V182H79ZM113 181V180H112ZM122 181V180H121ZM127 181V180H126ZM136 182L137 181H139V180H135ZM133 182V181H131V182H128V186H126V188L125 189H127L128 190V192H129V194L132 192V194H130V195H133L134 193V191H140L139 189H140V187H137L136 186V182ZM172 181H174V180H172ZM196 181V180H195ZM212 181H214V180H212ZM221 181V180H220ZM233 181V180H232ZM234 181H235V179H234ZM251 181V180H250ZM28 182V181H27ZM31 182V181H30ZM80 182H82V181H80ZM151 182V181H150ZM183 182V181H182ZM190 182V181H189ZM194 182V181H193ZM199 182H200V179H199ZM226 182V181H225ZM238 182V181H237ZM254 182V181H253ZM259 182V181H258ZM83 183V182H82ZM88 183H90V182H88ZM127 183V182H126ZM138 183H140V182H138ZM162 183H164V182H162ZM168 183V182H167ZM172 183H174V182H172ZM201 183V182H200ZM224 185H226L225 183H224V181L222 182ZM262 183V182H261ZM62 185H63V182L61 183ZM68 184V183H67ZM98 184V183H97ZM142 184V183H141ZM188 184V183H187ZM214 184H216V183H214ZM221 184V183H220ZM234 184H236V183H234ZM263 184V183H262ZM7 185V184H6ZM62 185H61V187H62ZM83 185H85V184H83ZM148 185H149V187H148V191H147V194H146V198H147V200L148 199H151L152 197H151V192H152V190L154 191H156V194H159V201H163L164 199L166 200L167 199V197L168 196H166V193H165V191L163 190V188L161 187V186H159V187H153V184L152 183H148ZM189 185V184H188ZM223 185V186H224ZM248 185V184H247ZM250 185H251V183H250ZM249 185V188L248 189H253L252 188V185L250 186ZM255 185V184H254ZM257 185V184H256ZM48 186V185H47ZM63 186H65V184L63 185ZM67 186V185H66ZM80 186V185H79ZM79 186H77V187H79ZM86 186V185H85ZM90 186V185H89ZM93 186V185H92ZM91 186V190H95V189H93V187ZM142 186V185H141ZM162 186H163V184H162ZM179 186V185H178ZM220 186V185H219ZM222 186V185H221ZM222 186V187H223ZM233 186V185H232ZM244 186H246V185H244ZM14 187V186H13ZM37 187V186H36ZM118 187V186H117ZM120 187V186H119ZM125 187V186H124ZM167 187H168V185H167ZM172 187H174V185H172ZM195 187V186H194ZM238 187H240V186H238ZM251 187V188H250ZM260 187V186H259ZM76 188V187H75ZM74 188V189H75ZM94 188H96V187H94ZM121 188H122V186H121ZM139 188V189H138ZM183 188V187H182ZM213 189L215 188V187H212ZM221 188V187H220ZM225 188V187H224ZM237 188V187H236ZM235 188V189H236ZM30 189V188H29ZM29 189H28V191H29ZM89 189V188H88ZM124 189V188H123ZM190 189V188H189ZM192 189V188H191ZM219 189V188H218ZM228 189V188H227ZM234 188H232V190H233ZM234 189V190H235ZM81 190V189H80ZM98 190V189H97ZM197 190V189H196ZM201 190H203V189H201ZM224 190V189H223ZM230 190V189H229ZM255 190V189H254ZM49 191V190H48ZM76 191H77V189H76ZM126 191V190H125ZM175 191V190H174ZM25 192V191H24ZM73 192H74V190H73ZM122 192H124V190L122 191ZM143 192V191H142ZM188 192V191H187ZM210 192V191H209ZM212 192V191H211ZM218 192V191H217ZM222 192V191H221ZM26 194H28L27 193V191L25 192ZM64 193V192H63ZM63 193H62V195H63ZM84 193L85 194H87L85 191H84ZM201 193H202V191H201ZM213 193V192H212ZM254 193V192H253ZM264 193V192H263ZM11 194V193H10ZM9 194V195H10ZM69 194V193H68ZM128 194V195H129ZM135 194H137L136 192H135ZM156 194H154V195H156ZM210 194V193H209ZM38 195V194H37ZM80 195V194H79ZM78 195V196H79ZM91 195V194H90ZM90 195H89V197H90ZM123 195V194H122ZM127 195V196H128ZM129 195V196H130ZM189 195V194H188ZM187 194H186V197L188 196ZM206 195H208V194H206ZM226 195V194H225ZM230 195H231V193H230ZM23 196V195H22ZM30 196V195H29ZM28 196V197H29ZM48 196V195H47ZM95 196H97L96 194H95ZM95 196H92V197H94L95 198ZM136 196V195H135ZM172 196H175V195H172ZM199 196H200V194H199ZM212 196H213V194H212ZM227 196V195H226ZM229 196V195H228ZM11 197V196H10ZM62 197H65V196H62ZM91 197V198H92ZM99 197V196H98ZM125 198H124V200H125V202H126V200L128 199H132V197H130V198H128L127 197V199H126V195L124 196ZM137 197V196H136ZM177 197V196H176ZM252 197H253V195H252ZM20 198H21V196H20ZM30 198V197H29ZM45 198V197H44ZM44 198H41L40 200H43V202H44ZM48 198L50 199V197L48 196ZM100 198V197H99ZM133 198H135V197H133ZM184 198V197H183ZM194 198V197H193ZM195 198H196V196H195ZM203 198H204V196H203ZM203 198H202V200H203ZM229 198V197H228ZM254 198H255V196H254ZM22 199V198H21ZM130 199V202L132 203L133 202V200L134 199H132L131 200ZM136 199V198H135ZM184 199H187V198H184ZM210 199V198H209ZM46 200H47V198H46ZM85 200V199H84ZM89 200V199H88ZM98 200H100V199H98ZM120 200H121V198H120ZM123 200V199H122ZM128 200H127V202H128ZM193 200V199H192ZM228 200V199H227ZM254 200V199H253ZM258 200V199H257ZM38 201V202H37ZM37 201H34V202H37L38 203V205H39V203H42V202H39V200L37 199ZM76 201H78V200H76ZM94 201V200H93ZM180 201V200H179ZM187 201V200H186ZM46 202V201H45ZM44 202V203H45ZM52 202V201H51ZM57 202V201H56ZM59 202H60V200H59ZM79 202V201H78ZM126 202V203H127ZM149 202V201H148ZM170 202V201H169ZM172 202V201H171ZM209 202V201H208ZM207 202V203H208ZM252 202V201H251ZM16 203V202H15ZM37 203H35V204H37ZM93 203V202H92ZM98 203V202H97ZM96 203V204H97ZM123 203H124V201H122V204L121 205H123ZM125 203V204H126ZM131 203H128V204H131ZM159 203V202H158ZM188 203V202H187ZM186 203V204H187ZM210 203V202H209ZM214 203V202H213ZM223 203V202H222ZM225 203V202H224ZM18 204V203H17ZM31 204V203H30ZM46 204V206H47V202L45 203ZM50 204V203H49ZM57 204V203H56ZM128 204H126V205H124L125 207L126 206H128ZM133 204V203H132ZM131 204V205H132ZM150 204V203H149ZM155 204V203H154ZM185 204V203H184ZM205 204V203H204ZM215 204H216V202H215ZM227 204V203H226ZM59 205H61V204H59ZM58 204H57V207H60ZM91 205V204H90ZM93 205V204H92ZM95 205V204H94ZM168 205H170V204H168ZM23 206V205H22ZM33 206H35V205H33ZM42 206V204L40 205V207ZM44 206V205H43ZM45 206V207H46ZM130 206V205H129ZM128 206V208H131V207H129ZM135 206V205H134ZM133 206V207H134ZM216 206V205H215ZM220 206V205H219ZM226 206V205H225ZM224 206V207H225ZM258 206V205H257ZM29 207H30V205H29ZM161 207V206H160ZM181 207H182V205H181ZM186 207V206H185ZM184 207V208H185ZM35 208V207H34ZM36 208H37V206H36ZM52 208H54V207H52ZM134 208H136V207H134ZM133 208V209H134ZM171 208V207H170ZM30 209H31V207H30ZM33 209V208H32ZM43 209V208H42ZM161 209H162V207H161ZM202 209V208H201ZM208 209V208H207ZM206 209V210H207ZM227 209V208H226ZM34 210V209H33ZM51 210H53V211H51ZM50 210V213L51 212H55V210L56 209H51ZM124 210H126L125 208H124ZM127 210H129V209H127ZM167 210V209H166ZM264 210V209H263ZM31 211V210H30ZM30 211H27V214L26 215H28L29 214V212ZM39 211V210H38ZM44 211V210H43ZM47 211V210H46ZM49 211V210H48ZM57 211H58V209H57ZM135 212H136V209L134 210ZM165 211V210H164ZM163 211V212H164ZM169 211V210H168ZM204 211V210H203ZM42 212V211H41ZM59 212H60V210H59ZM59 212H57V215H58V213ZM140 212H142V211H139V214H140ZM152 212H153V210H152ZM151 212V213H152ZM166 212V211H165ZM222 212V211H221ZM260 212H261V210H260ZM26 213V212H25ZM32 213H34V212H32ZM36 213V212H35ZM34 213V214H35ZM39 213H40V211H39ZM43 213V212H42ZM124 213V212H123ZM129 213V212H128ZM132 213H134V212H132ZM131 212H130V214H132ZM138 213V212H137ZM154 213V212H153ZM204 213V212H203ZM56 214V213H55ZM54 214V215H55ZM138 214V215H139ZM141 214H144V213H141ZM155 214V213H154ZM153 214V215H154ZM181 214V213H180ZM179 214V218H180V216H182V215H180ZM20 215V214H19ZM31 215V214H30ZM30 215H28V216H25V218H29V219H27L28 220V223H29V220H31L32 221V219L33 218H36L37 219V216H35V217H31ZM33 215V214H32ZM56 215V216H57ZM135 215H137L136 213L134 214V216ZM159 215V214H158ZM185 215H186V212H185ZM196 215V214H195ZM21 216V215H20ZM24 216V215H23ZM22 216V217H23ZM34 216V215H33ZM51 216V215H50ZM53 216V215H52ZM62 216V215H61ZM133 216V215H132ZM141 216V215H140ZM183 216H184V213H183ZM182 216V217H183ZM246 216H248V215H246ZM9 217V216H8ZM18 217V216H17ZM30 217L32 218V219H30ZM55 217V216H54ZM53 217V218H54ZM58 217V216H57ZM138 217V216H137ZM144 217H146V216H144ZM143 216L141 217V218H139V219H142V218H144ZM155 217H157V216H155ZM195 217V216H194ZM16 218V217H15ZM52 218V217H51ZM159 218H160V216H159ZM217 218H219V217H217ZM19 218H17L14 222H12V223H14L15 225L17 224L18 225V223H19V221H18V223H17V220H18ZM23 219V218H22ZM22 219H21V222H22V227L24 226V221H22ZM158 219V218H157ZM180 219H183V218H180ZM26 220V221H27ZM53 220V219H52ZM56 220H57V218H56ZM56 220H55V222H56ZM124 221L126 224H127V226H128V229H127V235L125 236V238H123L121 241H117V242H115L116 240V238H118V236L117 235H115V236H117L115 239H113L114 237H113V235H109V234H115V233H113V230L114 229H117L116 227H114V229H112V226H114V224L118 221V222H120V221ZM12 221V220H11ZM30 221V222H31ZM54 221V220H53ZM168 221V220H167ZM174 221H177L176 219H174ZM16 222V223H15ZM21 222L19 223V226H20V228H16L15 229V227H13L14 229L13 230H15V231H13V233H6L7 235H9V234H13V236H15L16 237V231H20L21 229H22V227H21ZM47 222V221H46ZM49 222V221H48ZM51 222V221H50ZM117 222V223H118ZM146 221H144V223H145ZM169 222V221H168ZM180 222V221H179ZM124 223V225L126 226V224ZM183 223V222H182ZM122 224V223H121ZM120 224V226H123V227H125L123 224L121 225ZM154 224V223H153ZM174 224H176V222H174ZM180 224V223H179ZM204 224V223H203ZM11 225V224H10ZM10 225L8 226L9 227V229H10ZM29 225V224H28ZM31 225H32V223H31ZM38 225H40V224H38ZM118 225V224H117ZM139 225H140V223H139ZM148 224H146V226H147ZM160 225V224H159ZM177 225V224H176ZM193 225H194V223H193ZM18 226V227H19ZM44 226V225H43ZM140 226H142V225H140ZM155 226V225H154ZM157 226V225H156ZM189 226V225H188ZM7 227V228H8ZM26 227V226H25ZM42 227V226H41ZM123 227H121V228H123ZM148 227V226H147ZM153 227V226H152ZM151 227V228H152ZM157 227H159V226H157ZM171 227V226H170ZM258 227V226H257ZM3 228V227H2ZM39 228H40V226H39ZM20 229V230H19ZM120 229V228H119ZM162 230H164L163 228H161ZM172 229V228H171ZM184 229H186L185 227L183 228V230ZM6 230H8V229H6ZM40 230V229H39ZM125 230V229H124ZM162 230H160V232H162ZM182 230V231H183ZM187 230V229H186ZM12 231V230H11ZM24 231V230H23ZM126 231V230H125ZM155 231H158L159 232V230H155ZM14 232H15V234H14ZM36 232V231H35ZM116 232V231H115ZM18 233V232H17ZM20 233V232H19ZM29 233V232H28ZM37 233V232H36ZM45 233V232H44ZM65 233H67V231L65 232H63V234L65 235ZM122 233H123V231H122ZM183 233H184V231H183ZM6 234H4L5 236H6ZM25 234V233H24ZM52 234H54V232L52 233ZM23 234H21V236H22ZM121 235V234H120ZM193 235V234H192ZM113 237L112 239L114 240V242H115V244H109L108 242H106L107 241V239L106 238H108V237ZM8 237H10V235L9 236H7V237H5V241L7 240V241H9V239L10 238H12V236L8 239ZM18 237V236H17ZM68 237V236H67ZM7 238V239H6ZM22 239V238H21ZM44 239V238H43ZM46 239V238H45ZM112 239H109V240H111L112 241ZM14 240H16V239H14ZM153 240H154V238H153ZM182 240V239H181ZM11 241H13L12 239H11ZM10 242V241H9ZM15 242V241H14ZM44 242V241H43ZM51 242V241H50ZM113 242V243H114ZM149 242H151V241H149ZM148 242V244L150 245V243ZM2 243V242H1ZM47 243H49V242H47ZM132 243V242H131ZM176 243V242H175ZM179 243H180V241H179ZM179 243H178V245H179ZM26 244V243H25ZM50 244V243H49ZM5 245V244H4ZM17 245V244H16ZM6 246V245H5ZM8 246V245H7ZM13 246V245H12ZM46 246H49V245H46ZM140 246V245H139ZM170 246V245H169ZM175 246V245H174ZM174 246H172V247H174ZM181 245H179V247H180ZM186 246V245H185ZM194 246V245H193ZM11 247V246H10ZM168 247V246H167ZM166 247V248H167ZM176 247V246H175ZM179 247H178V249H179ZM44 248V247H43ZM46 248H48V247H46ZM11 249V251H12V248H10ZM49 249V248H48ZM172 249V248H171ZM177 249V250H178ZM4 250H7V249H4ZM20 250V249H19ZM42 250V249H41ZM155 250V249H154ZM244 250V249H243ZM129 251V250H128ZM152 251V250H151ZM176 251V250H175ZM174 251V252H175ZM180 251V250H179ZM179 251H177L178 253H179ZM46 252V251H45ZM145 252V251H144ZM176 252V253H177ZM6 253V252H5ZM12 253H14V251H12ZM22 253H24V251L22 252ZM21 253V254H22ZM40 253V252H39ZM38 253V254H39ZM165 253V252H164ZM188 253V252H187ZM264 253V252H263ZM6 254H8V252L6 253ZM41 254H43V253H41ZM46 254V253H45ZM36 255V254H35ZM134 255V260H135V262H137V261H139L140 262V259H136V255H137V253L135 254H133ZM11 256V257H10ZM9 257L12 259V255H10ZM16 256H18V255H16ZM20 256V255H19ZM25 256V255H24ZM263 256V255H262ZM8 257V256H7ZM14 257V256H13ZM27 257V256H26ZM264 257V256H263ZM6 258V257H5ZM30 258H33V256L32 257H30ZM38 258H41V257H39L38 256ZM47 258V257H46ZM172 258V257H171ZM14 259H15V257H14ZM17 259H18V257H17ZM127 259V258H126ZM142 259V258H141ZM175 259H177V257L175 258ZM185 259H186V257H185ZM192 259H194V257L192 258ZM264 259V258H263ZM7 260V259H6ZM27 260V259H26ZM29 260V259H28ZM36 260V259H35ZM108 260H111V262H108ZM172 260V259H171ZM5 261V260H4ZM3 261V262H4ZM1 262V261H0ZM6 262V261H5ZM9 262H10V260H9ZM27 262V261H26ZM127 262V261H126ZM131 262V261H130ZM157 262V261H156ZM176 262H177V260H176ZM175 261H174V263H176ZM186 262V261H185ZM187 262H190V260L189 261H187ZM17 263V262H16ZM19 263V262H18ZM43 263V262H42ZM172 263V262H171ZM8 264V263H7ZM47 264V263H46ZM177 264V263H176Z\"/></svg>",
  "mask_w": 264,
  "mask_h": 264
}]
</instances>
